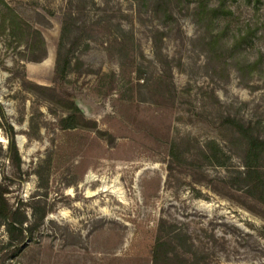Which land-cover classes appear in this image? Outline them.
Wrapping results in <instances>:
<instances>
[{
  "label": "rangeland",
  "instance_id": "rangeland-1",
  "mask_svg": "<svg viewBox=\"0 0 264 264\" xmlns=\"http://www.w3.org/2000/svg\"><path fill=\"white\" fill-rule=\"evenodd\" d=\"M0 105L8 199L48 210L5 264H153L161 219L188 250L169 264H264L228 122L264 138V0H0Z\"/></svg>",
  "mask_w": 264,
  "mask_h": 264
},
{
  "label": "trees",
  "instance_id": "trees-1",
  "mask_svg": "<svg viewBox=\"0 0 264 264\" xmlns=\"http://www.w3.org/2000/svg\"><path fill=\"white\" fill-rule=\"evenodd\" d=\"M44 43V40H43ZM70 65V59L65 58L60 61V52L56 62L55 73L64 74ZM1 108V105H0ZM1 127L7 134L8 146L7 157L12 166L17 169V178L22 180V160L16 142L14 140V128L2 114ZM72 118V117H71ZM67 118L66 127H73L72 122ZM228 122L234 127L242 138L244 147L242 154V170H237L232 177L233 183L245 190L252 198L264 204V172L262 162L264 160V138L255 130L254 124L245 123L235 118H228ZM3 150L0 146V159ZM0 176V225L4 227L5 238L0 240V264H5L6 259L26 244L28 238H31L40 226L44 223L48 210L45 204L40 201H34L30 205V214L26 211L22 200L17 205L12 204L8 199L11 187L6 179H14L15 176ZM173 223L161 219L160 229L157 241L152 250L153 264H169L174 256L182 254V261L187 262L185 248L186 239L181 232L177 231ZM264 238V228L261 232ZM181 240L178 241V239ZM181 241V242H180Z\"/></svg>",
  "mask_w": 264,
  "mask_h": 264
},
{
  "label": "water",
  "instance_id": "water-1",
  "mask_svg": "<svg viewBox=\"0 0 264 264\" xmlns=\"http://www.w3.org/2000/svg\"><path fill=\"white\" fill-rule=\"evenodd\" d=\"M75 104L77 105V107L80 109V110H82L83 112H85L86 114H88L89 113V115H90V111H92L91 110V108L89 107V105L87 104H84L83 102H82V100H80V98H76L75 99Z\"/></svg>",
  "mask_w": 264,
  "mask_h": 264
},
{
  "label": "bare ground",
  "instance_id": "bare-ground-1",
  "mask_svg": "<svg viewBox=\"0 0 264 264\" xmlns=\"http://www.w3.org/2000/svg\"><path fill=\"white\" fill-rule=\"evenodd\" d=\"M86 181H90V180H94V178H93V176H92V174H87L86 175ZM103 188V190H105L106 189V187H105V185L103 186V187H101V189ZM108 188V187H107ZM99 189L100 188H98V191H99ZM102 191V190H101ZM72 191L70 190V193H71ZM97 193V190L96 191H90V190H88L87 191V195L88 196H92V195H94V194H96ZM66 214V213H65Z\"/></svg>",
  "mask_w": 264,
  "mask_h": 264
}]
</instances>
